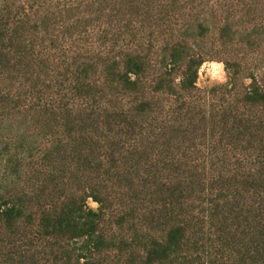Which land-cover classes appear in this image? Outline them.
Instances as JSON below:
<instances>
[{"label":"rangeland","instance_id":"rangeland-1","mask_svg":"<svg viewBox=\"0 0 264 264\" xmlns=\"http://www.w3.org/2000/svg\"><path fill=\"white\" fill-rule=\"evenodd\" d=\"M0 264H264V0H0Z\"/></svg>","mask_w":264,"mask_h":264}]
</instances>
